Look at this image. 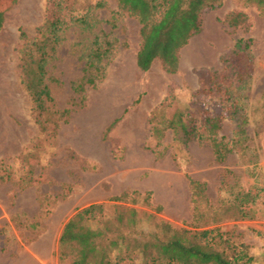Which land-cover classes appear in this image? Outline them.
Returning a JSON list of instances; mask_svg holds the SVG:
<instances>
[{
    "label": "rangeland",
    "instance_id": "obj_1",
    "mask_svg": "<svg viewBox=\"0 0 264 264\" xmlns=\"http://www.w3.org/2000/svg\"><path fill=\"white\" fill-rule=\"evenodd\" d=\"M54 1L62 6L66 26L47 75L55 78L49 81L54 106L70 108V115L68 121L59 119L56 129L52 124L42 129L21 63ZM0 10V171L10 174L8 181H0V264H59L55 251L64 222L93 202L104 201L111 217L119 206L134 207V228L147 234L161 221L191 228L190 179L206 185L197 200L207 218L217 220L211 226L243 243L253 264H264V205L257 201L252 205L255 216L234 219L228 203L232 191L255 182L246 170L247 157L232 152L217 162L204 127L199 139L185 144L176 138L177 127L165 126L176 110L214 114L227 103L224 92L205 95L207 72L217 69L223 86L231 95L240 93L246 104L247 131L258 133L264 166V15L253 3L224 0L221 7L202 10L201 31L180 49L174 73L165 72L159 61L146 72L135 67L140 24L115 0H0ZM227 10L243 11L247 22L231 28L218 19ZM84 14L85 22L76 20ZM102 30L116 38V54L104 80L86 88L83 103L72 83L82 76L94 37ZM238 39L247 46L236 53ZM235 69L244 79L231 77ZM138 94L137 105L126 108ZM235 129L236 121L227 117L216 136L229 139ZM256 174L257 184L264 186V167ZM122 192L128 193L126 201L113 207L108 199Z\"/></svg>",
    "mask_w": 264,
    "mask_h": 264
},
{
    "label": "trees",
    "instance_id": "obj_2",
    "mask_svg": "<svg viewBox=\"0 0 264 264\" xmlns=\"http://www.w3.org/2000/svg\"><path fill=\"white\" fill-rule=\"evenodd\" d=\"M115 1L119 9L136 17L140 24L141 41L136 55L138 67L147 71L153 59L157 58L167 73L178 70L180 49L193 35L200 32L202 10L218 8L223 2V0ZM245 1L253 3L264 15V0ZM50 5V16L45 24L38 28L37 36L30 47L23 52L21 63V73L33 103L35 120L42 129H45L46 124H52L56 129L59 119L68 121L70 115V108L58 109L54 106L49 87V81L55 78L47 75V64L55 57L66 26L59 1H54ZM85 17L86 14L76 20L85 22ZM222 22L235 28L247 22V15L243 11L230 10ZM2 25L3 11L0 10V29ZM109 32L102 30L101 35L98 33L95 35L94 46L87 54V60L82 67L83 74L79 80L72 83L73 91L78 95L80 102H85L87 87H96L104 80L107 67L115 57L117 40L110 37ZM242 42L246 43L241 39L236 40L233 52L237 53L246 48V44L245 48L241 46ZM240 73L238 69L230 71L231 77L244 79ZM207 75L209 84L205 88V95L224 92L227 94L225 97L227 103L214 114L207 109H201L198 113L200 116L176 110L165 126L177 127L179 130L176 138L185 144L199 139L202 136L200 128L204 127L208 131L207 137H210L217 162H224L232 152L240 157H247L246 170L254 177L255 182L246 190L232 191L234 196L228 203L234 207L236 214L234 219L251 218L256 214L252 205L257 201L264 205V186L256 182L257 168L264 167L260 164V145L256 139L258 133L251 136L247 131L246 104L240 93L230 94L229 89L223 86V77H220V71L217 69H209ZM262 97L261 109L264 110V91ZM137 101L138 99H135L134 104ZM227 117L236 121L234 135L229 139L218 138L216 131ZM116 122L117 119L110 122L104 133L110 131ZM9 178V172L5 168L2 169L0 181H8ZM189 184L195 226L175 227L161 221L156 225V231L147 234L134 228L137 222L135 218L137 210L134 207L119 206L115 210V216L111 217L107 215L104 201L93 202L78 208L64 222L55 251L59 264H253V256L249 254L245 245L232 242L227 232L211 226L217 220L208 219V212L200 209L197 197L205 191V183L190 179ZM127 195V192H122L108 201L112 200L114 202L112 206L117 207L118 202L126 201Z\"/></svg>",
    "mask_w": 264,
    "mask_h": 264
},
{
    "label": "crops",
    "instance_id": "obj_3",
    "mask_svg": "<svg viewBox=\"0 0 264 264\" xmlns=\"http://www.w3.org/2000/svg\"><path fill=\"white\" fill-rule=\"evenodd\" d=\"M223 4H224V0H223V2H222V5H223ZM222 5H221V6H222ZM221 6H220V7H221ZM228 11H229V10H227L226 12H224V14H223L222 16H218V19L222 21V20L224 19V16L226 15V13H227ZM202 15H203V21H204V15H205V13L203 12ZM205 17H206V16H205ZM201 19H202V16H201ZM205 19H206V18H205ZM216 19H217V18H216ZM200 31H201V30H200ZM195 35H196V34H195ZM193 36H194V35H193ZM193 36H192V37H193ZM192 37H191L190 39H192ZM190 39H189V40H190ZM138 49H139V46L137 47V49L135 50V53H134V65H135V67H137L138 69H140V68L138 67V65H137V62H136V55H137V51H138ZM130 50H131V49H130ZM156 61H159V60H158L157 58H154L153 61H152V63H151V65H150V67H149V69L152 68V66L155 64ZM159 62H160V61H159ZM160 66H161V62H160ZM179 66H180V54H179ZM179 66H178V70H179ZM149 69H148V70H149ZM140 70H141V69H140ZM148 70H147V71H148ZM141 71H143V70H141ZM145 72H146V71H145ZM139 97H140V94H138V95H137V96H136V97H135L130 103H128L127 106H126V108L136 106V105H137V102L134 104V101H135V99H138ZM155 106H156V105H155ZM155 106H154V107H155ZM150 113H151V112H150Z\"/></svg>",
    "mask_w": 264,
    "mask_h": 264
}]
</instances>
